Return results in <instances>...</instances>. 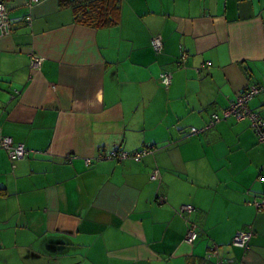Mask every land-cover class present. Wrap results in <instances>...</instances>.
I'll use <instances>...</instances> for the list:
<instances>
[{"label":"crops","instance_id":"obj_1","mask_svg":"<svg viewBox=\"0 0 264 264\" xmlns=\"http://www.w3.org/2000/svg\"><path fill=\"white\" fill-rule=\"evenodd\" d=\"M3 1L0 141L27 153L0 148V264H264V144L249 119L212 123L264 84V0H122L103 27ZM248 107L264 118V91Z\"/></svg>","mask_w":264,"mask_h":264},{"label":"built area","instance_id":"obj_2","mask_svg":"<svg viewBox=\"0 0 264 264\" xmlns=\"http://www.w3.org/2000/svg\"><path fill=\"white\" fill-rule=\"evenodd\" d=\"M38 1V0H33ZM27 21L31 22V17H26ZM12 30V20L8 16V8L5 1L0 0V36H5L10 34ZM152 45L157 51L163 48V43L160 38H153ZM185 57V56H184ZM42 63V58L38 55H32V66L39 67ZM160 81L168 86L172 81V74L164 72L160 76ZM264 91L263 85H253L241 93L237 99L222 112V115L214 114L212 116V123L217 122L224 118L235 117L237 120L249 119L251 126L255 131L260 143L264 144V118L259 114L255 113L248 107L250 99L255 95ZM193 132H198L197 128H193ZM0 148L6 150L11 159H21L26 153L27 149L24 144L16 143L11 137H3L0 141ZM148 150H143L141 152L132 155L135 159L139 160ZM112 156H116L121 159H126L130 157L128 153L114 151ZM90 160H88V163ZM158 172H156L153 178H157ZM163 200V199H162ZM195 207L192 205H183L181 207V212H193ZM198 237V225L194 222L190 223L188 234L186 240L188 242H194ZM252 237V233L248 231L238 230L234 239L233 244L242 248L247 247Z\"/></svg>","mask_w":264,"mask_h":264},{"label":"trees","instance_id":"obj_3","mask_svg":"<svg viewBox=\"0 0 264 264\" xmlns=\"http://www.w3.org/2000/svg\"><path fill=\"white\" fill-rule=\"evenodd\" d=\"M74 11L76 21L95 27L117 25L121 20L122 0H59Z\"/></svg>","mask_w":264,"mask_h":264}]
</instances>
